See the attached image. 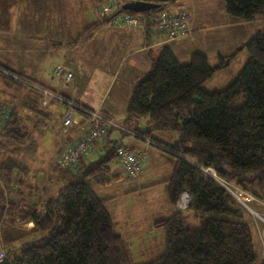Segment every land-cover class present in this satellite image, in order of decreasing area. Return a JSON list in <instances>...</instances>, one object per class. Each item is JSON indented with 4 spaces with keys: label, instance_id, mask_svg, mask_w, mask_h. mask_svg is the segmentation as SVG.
I'll return each instance as SVG.
<instances>
[{
    "label": "trees",
    "instance_id": "obj_1",
    "mask_svg": "<svg viewBox=\"0 0 264 264\" xmlns=\"http://www.w3.org/2000/svg\"><path fill=\"white\" fill-rule=\"evenodd\" d=\"M32 1L29 11L40 17L37 20L40 24L41 19L48 17L43 4L53 0ZM82 1L78 6L84 11L82 15L87 9L103 11L106 6L101 4L103 0ZM176 1L161 2L156 9L143 12L125 10L116 4L108 13L121 20L126 15L150 18V13L172 3L166 12L184 11L189 15L183 7L175 6ZM222 1L226 13L234 19L251 21L264 17V0ZM19 5L20 0H0L1 33L23 31L25 23H21ZM80 20L78 16V24ZM106 22L107 18L101 15L66 44L76 46ZM127 25L122 22L120 27ZM28 36L25 34L26 40L33 39ZM49 40L53 46L62 44ZM241 50L246 52V61L233 80L219 90L207 91L203 84L215 71L225 68L236 52L217 57L215 66L199 52L192 53L187 63H180L167 45L161 47L159 55L152 58L149 70L131 87L126 108L128 117L147 116L148 129L168 128L177 132L171 144L165 143L177 154L169 153L170 157L165 158L171 166L170 176L164 181L168 204L177 207L186 193L188 198L183 208L199 216L198 225H186L180 211L153 221V226L163 230L164 237L163 251L154 258L147 257L144 244L135 246L131 237L123 236L117 229L113 213L106 207V202L114 196H100L91 185L110 184L119 177L112 171L114 163H119L117 143H107L100 157L78 168L75 179L58 188L49 185L48 180H54L52 163L44 165V161H39L36 133L41 126L57 121L62 131L67 132L68 129L63 130L62 119L74 110L51 97L43 105V93L24 84L22 79L29 78L27 75L10 70L15 74L12 76L0 70V79L6 81L5 88L15 86L24 90L14 97L17 105L9 107L6 98L0 101V219L33 223L23 233L32 238L20 243L17 249H8L0 264H255L258 253L244 211L226 190L188 161L211 166L220 177L233 179L239 187L261 196L264 187V30L257 31L236 51ZM34 57L40 58V53L35 51ZM0 67L3 66L0 64ZM59 105L64 113L53 110V106L59 109ZM148 129L139 132L145 135ZM71 141L64 148L75 142ZM99 144L81 157L95 151ZM55 165L70 168L60 162L58 153ZM55 177L63 180L65 173L59 171ZM142 248V253H138Z\"/></svg>",
    "mask_w": 264,
    "mask_h": 264
},
{
    "label": "rangeland",
    "instance_id": "obj_2",
    "mask_svg": "<svg viewBox=\"0 0 264 264\" xmlns=\"http://www.w3.org/2000/svg\"><path fill=\"white\" fill-rule=\"evenodd\" d=\"M54 1H55L54 4L50 3V2H45L43 4L44 7L47 9L45 11V16H48V17H47V19H45V18L43 20L41 19V23L45 24V21H46V25L49 24V26H51V29H52L53 21L56 20V19H52V20L49 19V15H50L49 13H52L51 18H60L65 23V26L62 28V31L64 32V34H62L63 36L67 35L69 38L73 37V35H75L76 30H78V25L80 23H82L84 20H86L85 19L86 16L88 18L90 16H92L93 20L95 21V20L100 19V16L103 15L107 18V22L103 23L101 25H105V26H109V27H113V25L115 26V24L112 20V19H114V15H112L111 13H108V11H107L108 7L104 6L103 11H99V9L97 10L96 8H94L95 10H93L94 12H92V15L90 14L89 9H87L84 13L85 15H82L81 14L82 7H81V10L78 7L80 5V3L83 2L82 0H54ZM112 1L115 3V5L116 4L122 5L127 0L123 1V2H122V0H103L101 2V4L106 3V5H107V4H110V2H112ZM149 1H151V0H149ZM221 2H222V5H224L222 0H221ZM171 4L172 3H167L166 5H164L165 6L164 8L169 7ZM175 6L178 8L183 7V9H186L190 13L189 14L190 15V21H189L190 33L192 32L191 19L194 18L195 9L196 10L199 9L198 11H200L202 13H204L205 10L209 11L210 12L209 13L210 20L205 19V22L209 25H211V24L213 25L212 31H215V30L219 31L220 30L222 23L219 20L215 19V18L219 17L220 4H218V5H217V3L214 4L213 0H177L175 2ZM31 7H33V1L32 0H20V5H19L18 11L20 12V14L22 16L21 17V23H23V24L25 23V25H26V31H29V20H31V10L29 11V9ZM164 8L162 10L154 11L153 14H156V13L162 14L161 12H166L167 10H165ZM213 8H214L215 14L213 12H211L213 10ZM49 9H51V10H49ZM84 10H85V8H84ZM217 11L219 12L218 14L216 13ZM25 12H26L27 17L25 16ZM83 12L84 11H82V13ZM115 12L118 13V11H115ZM78 16H79V18H81V20L79 21L80 22L79 24L77 22ZM82 16H84V19ZM149 16L152 17V13H150ZM37 17L40 18L38 15H37ZM72 19H73V21H72ZM234 20L242 21V20H238V19H234ZM259 22H261V25L263 26L264 25V18H262V20ZM86 23H87V21L84 22V24H86ZM151 24L153 25L152 21H151ZM151 24H150V18L146 17V18H144V22L142 21L138 24H136V23L135 24H129V25H127V27L139 28L146 35H148V31H150L151 33H155L153 28L151 27ZM255 25H258V23H256ZM120 26H121V23L118 21L117 25L114 28H121ZM40 30H42V29H40ZM120 30L121 29H115V31H114V32H116L115 36L113 38H111V36L109 37V41H111V42H108V44H106V42H107V40H106L105 43L102 44V47L103 46L107 47L106 50L104 51V53H102V54L101 53L97 54V52L96 53L93 52V44L88 43V44L80 45L78 47L79 49L76 47H73V48L68 49L67 52L63 51V53H64L63 58L64 57H66V58H64L62 60H60L61 58L58 57V60H60L61 63H65L66 66L63 64H59V65L64 66L66 71H68L67 69L70 68L71 70H73V73H74V74L71 73V75H72L71 80H69V81H63L62 80V83H61L62 85L61 84L60 85L65 90L69 91L71 93V95L75 94V96H68V97H70L74 100H77V102L80 103V105H82L84 107H90V109H93L90 106V104L95 102L98 99L99 95L102 93V91L105 89V82H104L105 76L102 74V72L107 71V67H109V65L115 61L114 60L115 54H117L119 52V49H120L119 46L117 44H113V42L118 43L120 41L119 40L120 38L117 35V32H119ZM240 30L241 29L237 28L235 31L237 33H239ZM25 34L29 35V33H25ZM17 37H22L20 35V31L15 32V34H5V33L0 32V64L2 66H15L16 63L21 61V59L23 61L27 60L21 55L20 50L21 51L25 50V49L27 50L26 58H29V60L32 57L35 58L34 57L35 50H31L32 48H31L30 44L25 45L24 44L25 41H23L22 44H20L19 41L15 42ZM241 45H239V46H241ZM239 46H237V48ZM167 47H169L171 49V51L173 52V50H174L173 43H171V42L168 43ZM81 48H83V50H84L83 55H84V58L86 59V61H84L82 58L78 59V57H74L77 54V49L79 52V50H81ZM237 48L234 49V51L236 53L239 52V51H236ZM234 51H232V52H234ZM30 52H31V54H30ZM232 52H231V54H232ZM241 56H243V55L240 54L238 58H241ZM41 59L42 58L38 59L39 62L41 61ZM107 59H108V61H107ZM28 61H25V62H28ZM89 63L90 64L95 63L98 66V69H100L101 71H97V70L90 68V66H88ZM40 64H46V60L42 59ZM81 65L89 68L90 73L88 75H87V73L84 74L82 79L79 82H77V80L75 81L74 79H75V77H77L76 72L79 71ZM230 68H232V64L230 65ZM231 71H232V69H231ZM68 72H70V71H68ZM8 75H10V74H8ZM53 75L54 74L52 73L51 74L52 80L59 82V80L57 78H55ZM142 76L143 75H141L140 77H142ZM3 79L4 78H2V77L0 79V92L3 91V94L6 95V97H4V98H6L5 100L8 101L9 107H11L12 105H17V103L14 100L15 99L14 97L20 96L23 88H20L18 90L14 86L10 89H7L4 87V86H6V84H5L6 81H2ZM72 80H74V81L72 82ZM24 84H28V85L34 87L35 89H37L43 93V96H42V104L43 105L48 104L47 102L50 99L49 97L57 99L56 101L60 100L61 102H64V103L67 102L68 107L70 106L69 103H72V101L69 100V98L62 96L60 94V92L58 93L56 91L54 92V91L50 90L49 88L40 87L37 83L31 82L30 80L25 79ZM117 86H119L118 82H116V84L112 88H111V84L107 88V91L105 93L104 98L106 97L107 94H108V98L106 99L107 102L105 104H107L109 102L112 94L114 92H116ZM43 90H46L48 93H44ZM45 100H47V101H45ZM44 103H46V104H44ZM70 107H77V105L74 103ZM87 109H85V112L88 114V119H86L87 125L85 127H81V130L89 129V124H91L92 120H93V116L90 114V110L89 109L87 110ZM53 110H55L57 113H64L63 112L64 108L62 107V105H59V109H56V107L53 106ZM70 116L72 119H74L75 123H73L72 126L67 128L68 129L67 132H63L61 127L57 124L60 121H57V122L55 121L56 123H53L51 125H50V123H47L46 126L40 125L41 127L40 126L39 127L41 129L39 128V130L41 132L39 133V130H38L36 133V135H37L36 140H37L38 146L40 148V152H42V158L48 162V159H47V157H48L50 159V163H52L51 166H52V170H53V174H54V180L53 179L48 180V183H49V185L50 184L55 185L56 188L60 187L62 184H64L67 181L75 179L77 177V172H78L76 170V168H73V167L72 168L70 167L71 169H73V170H71L70 168L69 169L68 168H62L58 165L53 166V163L56 161V158H57L55 156V149L59 148L57 151H58V154L60 155V152H61L60 146L62 147L67 141H71V139L73 138V137L71 138L72 129L75 126L78 119L83 117V114L81 112H79L78 110H74ZM60 119H61V116H60ZM117 129H115V130H117ZM173 132H175V131H173ZM119 133H121V131ZM122 133H121L122 134L121 137L129 136L130 138H132L131 140H133V138L138 140L137 137L133 136V135H135L134 133H132V134L126 133L125 131ZM158 134H160V133L158 132ZM140 138H142V137H140ZM144 139H145V137H144ZM73 141L74 140H72L71 142H73ZM146 142H147V138H146ZM100 144H102V143H100ZM168 144H171V143H168ZM157 145H158V147L157 146L156 147L159 148V151H161L163 154H165V155H163V154H161V152L160 153L158 152V157L162 156L163 158H166V157L169 158L170 157L169 153L177 155L165 143L161 142V144H157ZM122 146H124V145H122ZM124 147H126V146H124ZM49 149H51V151L49 153H47V151ZM150 149H152L153 151H157L153 147H150ZM99 155L101 156V154H99ZM99 155H96L95 159L100 157ZM147 159H148V155L146 154V156L142 162L141 171L143 170V168L146 167L145 163H146ZM188 161L189 162L191 161L199 169H201V167H204V166L194 162L192 159H188ZM152 162H153V160L151 159L150 165H148L147 167H148V169H150L149 171L152 170L154 173H157L153 169ZM148 164H149V160H148ZM209 167H211V166H209ZM112 169L115 170L116 173H118L120 179L116 178L112 181V184H105L104 187H102V186L98 187L99 185L96 186V184L93 183L92 187H94L95 192L98 193V195H100V196H103V197L114 196L113 198H110L106 202V207H107V209H110L111 212L113 213L112 219L114 221L117 220L116 221V223L118 224L117 229L120 231V233L123 236L125 235V237L126 236L131 237V240L134 243V245L136 244L135 246H137L140 243L144 244L145 245L144 246L145 251H146L148 258L157 257L163 251V241H164L163 230L161 228H157V227L153 226V221H155V220L157 221L163 217L164 218L168 217L170 214L168 212H167L168 214L165 213L166 210L168 209V206L171 207L172 211H180L182 213L184 220H185L184 223L186 225H198V223H199L198 214L189 208H183L185 205V202H186L185 194L182 196L181 201H179V203L176 204L177 207L172 206V205H168L166 195H162V193L164 194V192L160 187H157L155 189L154 193H147L144 190H129L130 186L125 187L124 185L129 184L130 180L135 179L137 176L133 177V178L128 177L124 173V171L120 168L119 163H114V166L112 167ZM59 171H62L63 173L66 174L65 178L63 180L61 178L55 177V175L57 173H59ZM68 172H71V173H68ZM140 172L138 173V175L140 174ZM153 175H155V174H153ZM158 176L161 178L163 177L162 175H158ZM209 177L211 179H213L217 183L218 186L222 187L224 190H226V192L229 193V191L227 190V188H225L223 186V184H221L218 180L214 179L212 176L209 175ZM222 179L227 181L228 183H231V181H234L233 179H230V180H228L226 178H222ZM151 181L152 180L149 178L143 179L138 184V186L144 185V184L149 183ZM122 182H125V184L122 185L120 188V184H122ZM1 184H2V181H0V185ZM161 185H162V183L159 186H161ZM4 188H5V185H4ZM144 189H149V188H144ZM243 190H244V192L247 191L246 189H243ZM247 192L252 195V199L248 202H245L246 205H244L242 203V201H240L243 196H240L239 198H237L236 196H233L230 193L229 194L235 200L238 207L244 211L245 220L249 224L250 230L252 233V242L254 244V248H255V251L258 253V259L256 260L255 264H259L260 262L264 261V187L262 189L261 196H256L249 191H247ZM165 194H166V192H165ZM242 200H243V198H242ZM40 206H41V203H40ZM6 207H7V205L5 202L4 208L6 209ZM32 226H33V223L31 221H25L22 223L21 222L13 223V221L0 219V260L3 257L7 256V250L8 249H17L19 247L20 243L32 238V236H29V235L24 236L23 235V233L27 232ZM138 232H140V233L138 234ZM137 235H138V237H136ZM140 236H142V237L140 238ZM150 239H152L151 242H149ZM145 243H147V244H145ZM142 250H144V249L143 248L138 249L137 252L142 253ZM139 259H142V257H139ZM139 259H136V260H139Z\"/></svg>",
    "mask_w": 264,
    "mask_h": 264
},
{
    "label": "crops",
    "instance_id": "obj_3",
    "mask_svg": "<svg viewBox=\"0 0 264 264\" xmlns=\"http://www.w3.org/2000/svg\"><path fill=\"white\" fill-rule=\"evenodd\" d=\"M49 2L53 4L55 3L54 0ZM220 2L221 0H213L214 4L215 3H217V5L220 4L219 17L215 18L216 20H219L222 23L219 31H216L215 29H214L215 31H212L213 25L212 24L209 25L205 22V19L210 20L209 11L205 10L204 13H202L198 11L199 9L197 10L195 9L194 18L191 19L192 32L187 36H183L169 42L163 41L162 36L159 34L151 33L149 35H146L139 28H134V27L114 28L105 25H100L99 27L95 28L92 31L91 36H89L87 39L79 43L77 42L76 46L72 44H71L72 46H69L66 43L69 40L73 41L83 27H86L87 25H89L94 21L92 16H90L89 18L87 16L85 17L86 20H84V22L87 21V23L86 24H84V22L80 23L78 25V30L76 31L75 35H73V37H71L70 39L67 35L65 36L62 35L64 34L62 28L65 26V23L62 19L51 18L52 13L48 12L50 14L49 19L51 20L56 19L53 21L52 29H51V26H49V24L46 25V21L45 24L41 22L40 24H38L37 14L32 13L31 20H29L28 37H32L33 39L26 40V38H24L26 33V25L24 24V27L22 29L23 31L20 33L22 37H17L16 42L19 41L20 44H22L23 41H25L24 44L26 45L30 41V46H32L31 50L37 51V54L40 53V58L46 60V64H40L42 59L39 62L38 60L39 58L35 59L32 57L30 60L29 58H26L27 50L25 49L22 51L20 50V52L21 55L25 59H27L25 61L29 60L28 62H25L21 59V61L16 63L15 66H3L2 68H4V70L6 69V70L19 71L27 75L30 79L29 78L26 79H29L31 82L49 88L54 92L55 91L58 93L60 92L62 96L69 98V100H71L74 103L80 104L77 102V100L68 97V96H75V94L71 95L69 91L62 88L61 81L56 82L52 80L51 74L53 68L57 64L65 65V63H61L60 61L66 58V57L63 58L64 56L63 51L67 52L68 49L73 47L78 48L80 45L83 44L91 43L93 44V52L95 53L97 52V54L104 53L107 47L104 46L102 47V44H104L106 40H107L106 44H108V42H111L109 41V37L111 36V38H113L115 36L116 33L114 32L115 29H121L119 32H117L120 41L118 43L113 42V44H117L119 46L120 48L119 52L115 54L114 57L115 61L112 64H110L109 67H107V71L102 72V74L105 76V80H104L105 89L99 95L98 99L95 102L91 103L90 106L93 109H98L104 115L114 118L122 128L127 127L129 130L134 131L136 134L133 136L137 137L138 140L134 138L133 140H131L132 138H130L129 136L121 137L123 131L120 129L117 130L110 129L105 143H102L99 146H97L95 151L93 150L88 155L81 157L78 164L73 168H76V170L78 171L79 167L87 166L90 162L94 161L96 155H99L104 152L105 148H107V143L109 142L110 143L112 142V144L113 143L121 144L134 150H144L148 155V159L146 160L145 163L146 167L143 168V170L135 179L130 180L129 184L124 185L125 182H122V184H120V188L122 185H124L125 187L130 186L129 190H144L147 193H154L155 189L157 187H160L164 192V194L162 193V195H166L165 194L166 187L164 181L167 180L170 176L171 166L165 162L166 161L165 158H163L162 156L158 157V152L159 153L161 152L159 151V148H157L158 146L156 147V145L150 144L148 141L146 142V138L156 140L158 142L172 143L173 140H175L177 137V132H173L168 128L152 129L149 127L148 129L150 123L148 122L147 116L128 117L126 108L131 93V87L135 80L139 79L141 75H143L149 70L152 58H155L159 55L161 50L160 48L163 45H167L170 42L173 43L174 55L176 56L177 60L180 63H187L192 53L199 52L207 57L208 62L211 66H215L218 61L217 57L219 56L224 57L230 55L231 52L234 51L235 48H237V46L244 44L257 31L264 30V25L262 26L261 22H259L264 17H260V18L257 17L256 19H253L251 21L234 20L232 17L226 14L225 8L223 7L224 5H222V2L221 3ZM211 12L215 14L214 8ZM216 13L218 14L219 12L217 11ZM90 14L92 15V12H90ZM256 23H258V25H255ZM237 28L241 29L239 33L235 31ZM44 30H45L44 33H40L41 31L43 32ZM49 39L55 40V43L57 41H60L62 44H59L57 46L50 45ZM36 47L38 48V50L35 49ZM78 49H77V54L74 57H78V59L82 58L84 61H86L83 55V51H84L83 48H81L79 52ZM240 54H242L243 56H241V58H238ZM58 57H60L61 59L58 60ZM246 58H247L246 52L244 50H241L238 53H236V55L233 57V59L225 68L219 69L213 73L210 79H208L203 84V88L207 91L219 90L221 88H224L236 76V74L238 73V71L246 61ZM231 64H232V68H230ZM88 66H90V68L94 70L101 71L100 69H98V66L95 63L93 64L89 63ZM67 70L73 73V70H71L70 68H68ZM76 73H77L76 75L77 77H75L74 80L75 81L77 80V82H79L82 79L83 75L86 73L88 75L90 71L89 68L81 65L79 71H77ZM74 80H72V82ZM116 82H118L119 86H117L116 92L112 94L109 102L105 104L107 102L106 99L108 98V94L104 98L107 88L110 86V84L112 88L116 84ZM4 97H6V95L3 94V91H1L0 101H2ZM66 106L67 105L65 104V107ZM86 125L87 122L85 120V116L83 115L82 118L78 119L75 126L73 125L74 127L71 132V138L72 137L73 138L71 140H76L77 138H79L83 132V130H81V127H85ZM146 129L149 130L147 131V134L138 135L139 131H143V130L146 131ZM118 131L119 132L121 131L122 134L119 133ZM158 132L160 134H158ZM64 145L62 147L60 146V148L63 149ZM150 147L155 148L157 151H153L152 149H150ZM58 149L57 148L55 149L56 157H57ZM50 151L51 149H49L47 153H49ZM38 155H40L39 161L42 162L44 161L43 163L44 165L50 163V159L47 156L46 157L48 159V162L42 158V152H40ZM151 159L153 160L152 162L153 169L158 174L154 173L152 170L149 171L150 169H148L147 167L148 165H150ZM148 160H149V164H148ZM36 162L37 161L32 162L33 166L36 164ZM112 171L115 172V170L113 169ZM158 175H162L163 177L161 178ZM117 178L120 179V177ZM148 178L151 179L152 181L144 185L138 186L141 180ZM161 183L162 185L159 186ZM110 184H112V182ZM91 185H93V183ZM100 186L104 187V185H99L98 187ZM92 188L94 189V187ZM144 188H149V189H144ZM167 212L169 214L172 212L170 206H168V209L166 210L165 213Z\"/></svg>",
    "mask_w": 264,
    "mask_h": 264
},
{
    "label": "built area",
    "instance_id": "obj_4",
    "mask_svg": "<svg viewBox=\"0 0 264 264\" xmlns=\"http://www.w3.org/2000/svg\"><path fill=\"white\" fill-rule=\"evenodd\" d=\"M115 3L112 1L110 4H107L105 7L107 11L112 9ZM162 14H152L150 17V24L154 30V34H159L163 36L164 41L174 40L181 36H185L190 32V16L185 13L184 11H179L176 13L171 12H161ZM118 21L120 23L125 22L126 24H138L140 22H144L143 16H135V15H126L124 18L121 19H114V23L117 25ZM52 73L53 76L60 81H69L72 78L70 72L66 71L64 66L57 65L53 68ZM44 93H48L46 90H43ZM47 101V100H45ZM73 103H69L71 106ZM68 107L72 110V107ZM90 114L93 116L92 123L87 131H84L80 138H78L75 142L66 146L60 152V162L65 166H72L77 162V160L90 150L98 143H101L108 129L112 126H115V122L103 116L98 111H90ZM63 123V130H67L68 127L72 126L74 120L71 116L66 113L62 119ZM116 154L119 161L120 168L124 171V173L128 177H136L138 173L142 169V162L146 156L143 150H133L128 147H124L122 145H116ZM201 170L207 174L208 176H212L214 179L218 180L233 196L239 198L243 196V200L241 198L240 201L244 205L245 202H248L252 199V195L249 194L247 191L244 192L243 188L239 187L235 184L234 181L228 183L227 181L223 180L222 177L217 174L214 168L209 166L201 167Z\"/></svg>",
    "mask_w": 264,
    "mask_h": 264
},
{
    "label": "clouds",
    "instance_id": "obj_5",
    "mask_svg": "<svg viewBox=\"0 0 264 264\" xmlns=\"http://www.w3.org/2000/svg\"><path fill=\"white\" fill-rule=\"evenodd\" d=\"M153 14V13H152ZM190 34V32L187 34V35H189ZM187 35H185V36H187ZM181 37H183V36H181ZM180 38V37H179ZM162 39H163V36H162ZM177 39V38H176ZM175 40V39H174ZM163 41H164V39H163ZM170 41H173V40H170ZM165 42H169V41H165ZM0 70H2V71H5L7 74H10V75H15L12 71H10V70H4L3 68H1L0 67ZM70 73H72L71 71H70ZM73 74V73H72ZM15 78L16 79H18V77L17 76H15ZM23 81H25V79H22ZM60 81V80H59ZM61 83H62V81H61ZM62 100V99H61ZM73 104H74V102H72ZM66 105H67V107H68V104H67V102L65 103ZM76 105H77V107H72V110H78L79 112H81V113H85L84 114V116L86 117L87 116V119H88V114L85 112V109H87V107H84V106H82V105H80V104H77V103H75ZM90 111H94L95 109H90V108H88ZM87 109V110H88ZM100 114H102L103 116H105V117H107V118H110V119H112L114 122H115V126H112V127H110L109 129H120V130H122L123 132L125 131L126 133H134V134H136L134 131H132V130H129L127 127H124V128H122L116 121H115V119L114 118H111V117H108V116H106V115H104L103 113H101L98 109H96ZM74 120V119H73ZM74 123H75V121H74ZM89 127H90V124H89ZM108 129V130H109ZM88 130V129H87ZM87 130H83V132L84 131H87ZM82 132V133H83ZM107 133H108V131H107ZM106 133V134H107ZM138 135H140V132H139V134ZM81 137V136H80ZM79 137V138H80ZM106 135H105V138H104V140L101 142V143H105V141H106ZM78 139V138H77ZM76 139V140H77ZM75 140V141H76ZM147 141L150 143V144H154V145H156V146H158L157 144H161V142H158V141H156V140H152V139H147ZM116 144V143H115ZM115 144H113V145H115ZM116 145H120V144H116ZM134 150V149H133ZM144 151V150H143ZM145 152V151H144ZM145 154H146V152H145ZM74 165L75 164H73L72 166H70V167H74ZM213 168V167H212ZM215 170V169H214ZM218 174V173H217ZM138 176V175H137ZM184 194H182V196H183ZM182 196H181V199H182ZM185 197H186V201H187V195H186V193H185ZM186 203V202H185Z\"/></svg>",
    "mask_w": 264,
    "mask_h": 264
},
{
    "label": "water",
    "instance_id": "obj_6",
    "mask_svg": "<svg viewBox=\"0 0 264 264\" xmlns=\"http://www.w3.org/2000/svg\"><path fill=\"white\" fill-rule=\"evenodd\" d=\"M168 0H127L121 5L122 9L134 12H143L151 9H156L161 2Z\"/></svg>",
    "mask_w": 264,
    "mask_h": 264
},
{
    "label": "bare ground",
    "instance_id": "obj_7",
    "mask_svg": "<svg viewBox=\"0 0 264 264\" xmlns=\"http://www.w3.org/2000/svg\"><path fill=\"white\" fill-rule=\"evenodd\" d=\"M121 9V8H120ZM123 11V10H122Z\"/></svg>",
    "mask_w": 264,
    "mask_h": 264
}]
</instances>
